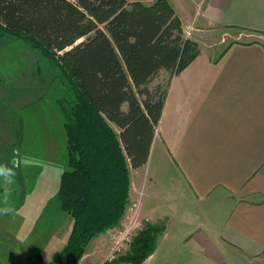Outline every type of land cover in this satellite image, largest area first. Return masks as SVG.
I'll list each match as a JSON object with an SVG mask.
<instances>
[{"label": "trees", "instance_id": "trees-1", "mask_svg": "<svg viewBox=\"0 0 264 264\" xmlns=\"http://www.w3.org/2000/svg\"><path fill=\"white\" fill-rule=\"evenodd\" d=\"M13 38L38 50L66 88L56 103L65 119L68 169L50 203L73 218L57 264H78L91 241L125 217L131 169L148 162L172 78L200 46L169 0H0V49ZM163 70L167 84L152 88ZM15 115L21 149L23 119ZM18 156L0 166L20 167ZM158 225L147 222L129 251L107 264H141L156 249L164 230Z\"/></svg>", "mask_w": 264, "mask_h": 264}, {"label": "crops", "instance_id": "crops-1", "mask_svg": "<svg viewBox=\"0 0 264 264\" xmlns=\"http://www.w3.org/2000/svg\"><path fill=\"white\" fill-rule=\"evenodd\" d=\"M169 1L200 53L172 78L149 160L134 170L146 176L139 214L152 224L165 222L144 264H264V0ZM198 33L223 40L204 45ZM157 152L165 154L182 194L164 197L150 189L159 179V171L151 173ZM135 187L131 172L129 200ZM182 197L225 202L227 214L219 225L186 226L177 210ZM174 218L185 225L170 239ZM188 244L197 249L196 263L175 257L177 247Z\"/></svg>", "mask_w": 264, "mask_h": 264}, {"label": "rangeland", "instance_id": "rangeland-1", "mask_svg": "<svg viewBox=\"0 0 264 264\" xmlns=\"http://www.w3.org/2000/svg\"><path fill=\"white\" fill-rule=\"evenodd\" d=\"M139 1L145 4L154 2ZM197 35L202 38L204 45L217 44L223 40L210 34ZM13 39L0 49V146L4 151H0V160L12 162L19 155L20 167L13 169L15 175L11 183L0 178V264H40L38 255L41 256L42 264H57L73 224V218L67 210L56 208L50 203L59 189L61 174L68 169L65 119L56 103L58 95L66 97L67 93L61 80L53 72L47 71L51 65L41 57L39 51L23 39ZM231 41L230 38H224L225 44ZM167 80V76L160 75L150 86L153 88L158 83L166 85ZM43 91L46 93L38 100L39 93L42 94ZM32 100L37 101L30 105ZM15 114H20L23 119L24 139L21 149V145L15 143L22 134L21 122L16 120ZM16 123L18 124L15 125ZM134 170L132 168L131 172H134L136 187L133 198L128 202L125 217L119 226L92 240L78 264H107L112 255H124L129 251L125 236L135 233L147 223L139 214V205L137 206L142 198V184L146 181V176L137 175ZM156 171H159L158 183L155 182V186L149 183L151 190H156L164 197L183 193L181 183L173 180L176 174L163 152H157L155 163L151 166V173ZM177 206V210L186 219V226L194 223L219 225L228 211L225 202L198 203L183 197L179 198ZM4 209L9 211L5 212ZM159 222L161 225L165 224L164 221ZM184 225V221L174 218L170 239L179 238ZM122 231H125L124 235L121 234ZM196 250L189 244L179 246L175 257L189 260L194 258L196 263ZM231 251L233 255L240 254L236 249ZM202 256L204 257V251L200 257L203 263ZM176 260L171 259L167 264H175ZM113 264L135 263L122 259Z\"/></svg>", "mask_w": 264, "mask_h": 264}, {"label": "clouds", "instance_id": "clouds-1", "mask_svg": "<svg viewBox=\"0 0 264 264\" xmlns=\"http://www.w3.org/2000/svg\"><path fill=\"white\" fill-rule=\"evenodd\" d=\"M15 165V161H14ZM15 175V172L12 168L6 166H0V178H3L6 183H11L12 177ZM3 211H9V209H4Z\"/></svg>", "mask_w": 264, "mask_h": 264}, {"label": "built area", "instance_id": "built-area-1", "mask_svg": "<svg viewBox=\"0 0 264 264\" xmlns=\"http://www.w3.org/2000/svg\"><path fill=\"white\" fill-rule=\"evenodd\" d=\"M138 205H139V203H137V206H138ZM146 222H147V221H146ZM145 225H146V223H145ZM145 225L141 226L140 229H142ZM140 229H139V230H140ZM137 231H138V230H137ZM137 231H136V232H137ZM136 232H135V233H136ZM135 233L130 234V235L128 234V235L125 236L124 239L127 240V244H128V245H129V243L131 242V240H132L133 236L135 235ZM121 234L124 235V234H125V231H122ZM116 257H117V256H116ZM116 257H115V255H112V256L109 258V260H113V259L116 258Z\"/></svg>", "mask_w": 264, "mask_h": 264}, {"label": "water", "instance_id": "water-1", "mask_svg": "<svg viewBox=\"0 0 264 264\" xmlns=\"http://www.w3.org/2000/svg\"><path fill=\"white\" fill-rule=\"evenodd\" d=\"M37 257H38V259H39V261H40V264H42V262H41V256L38 255Z\"/></svg>", "mask_w": 264, "mask_h": 264}]
</instances>
